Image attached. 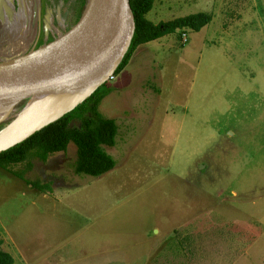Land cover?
Instances as JSON below:
<instances>
[{
	"label": "rangeland",
	"instance_id": "1",
	"mask_svg": "<svg viewBox=\"0 0 264 264\" xmlns=\"http://www.w3.org/2000/svg\"><path fill=\"white\" fill-rule=\"evenodd\" d=\"M5 1L0 62L80 19L81 0ZM201 11L211 23L139 46L109 80L115 169L76 174L74 142L0 167L14 264H264V0H155L147 17Z\"/></svg>",
	"mask_w": 264,
	"mask_h": 264
},
{
	"label": "water",
	"instance_id": "2",
	"mask_svg": "<svg viewBox=\"0 0 264 264\" xmlns=\"http://www.w3.org/2000/svg\"><path fill=\"white\" fill-rule=\"evenodd\" d=\"M2 5L5 0L0 10ZM135 30L130 0H88L76 25L54 44L0 62V124L10 120L0 128V153L56 122L109 81ZM90 60L95 67L87 77L82 71Z\"/></svg>",
	"mask_w": 264,
	"mask_h": 264
},
{
	"label": "trees",
	"instance_id": "3",
	"mask_svg": "<svg viewBox=\"0 0 264 264\" xmlns=\"http://www.w3.org/2000/svg\"><path fill=\"white\" fill-rule=\"evenodd\" d=\"M87 2L88 0H81L80 17ZM130 3L135 15L136 30L132 44L115 75H119L125 69L139 46L173 33H179V38L182 39L183 33L187 30L200 31L213 20L211 13L201 11L155 23L147 17L154 7L155 0H130ZM112 90L109 81L105 82L74 110L0 153V167L5 168L10 164L23 162L31 153L37 154L42 161H47L52 153L66 151L69 144L74 142L77 145L74 163L76 174L98 177L115 169L117 160L105 146L116 145L120 126L116 119L106 117L99 109L103 99ZM27 101L28 99L23 101L19 108ZM3 244L4 240L0 238V264H14L15 258L3 249Z\"/></svg>",
	"mask_w": 264,
	"mask_h": 264
},
{
	"label": "bare ground",
	"instance_id": "4",
	"mask_svg": "<svg viewBox=\"0 0 264 264\" xmlns=\"http://www.w3.org/2000/svg\"><path fill=\"white\" fill-rule=\"evenodd\" d=\"M94 63L93 61H87L84 64L82 75H87V77H91L93 75V70H94Z\"/></svg>",
	"mask_w": 264,
	"mask_h": 264
}]
</instances>
